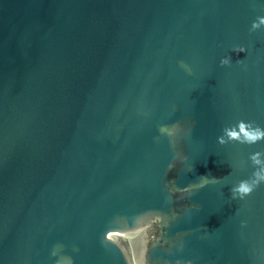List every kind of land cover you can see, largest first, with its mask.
I'll use <instances>...</instances> for the list:
<instances>
[{
    "label": "water",
    "instance_id": "1",
    "mask_svg": "<svg viewBox=\"0 0 264 264\" xmlns=\"http://www.w3.org/2000/svg\"><path fill=\"white\" fill-rule=\"evenodd\" d=\"M259 17L264 0H0V264H264V182L231 191L264 139L225 132L264 129Z\"/></svg>",
    "mask_w": 264,
    "mask_h": 264
},
{
    "label": "clouds",
    "instance_id": "2",
    "mask_svg": "<svg viewBox=\"0 0 264 264\" xmlns=\"http://www.w3.org/2000/svg\"><path fill=\"white\" fill-rule=\"evenodd\" d=\"M262 25H264V17H259L258 22H254L252 25V30L255 31L259 29ZM237 53L246 52L244 47H237L235 49ZM231 63V58L226 57L221 60V65H229ZM187 68L186 65H182ZM189 72L190 69H187ZM161 133H166L169 137H175L179 131V125H174L172 127H161ZM225 132L229 138V140H238L240 143L254 144L258 141L264 139V129L260 127H254L251 123H245L241 121L239 123V132L235 131V129H225ZM219 142L221 144L227 143L223 137L219 138ZM261 153L257 152L251 156V159L254 164L259 165L264 163L260 159ZM255 179L254 180H243L239 182L237 186L232 188V196L233 198L244 199L253 193V191L260 185V183L264 182V170H257L253 173ZM55 255V253H53Z\"/></svg>",
    "mask_w": 264,
    "mask_h": 264
}]
</instances>
